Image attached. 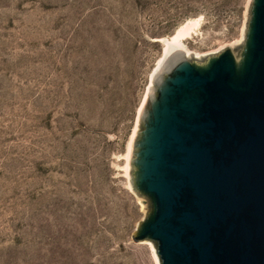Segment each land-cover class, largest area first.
Listing matches in <instances>:
<instances>
[{"label": "rangeland", "instance_id": "374dc122", "mask_svg": "<svg viewBox=\"0 0 264 264\" xmlns=\"http://www.w3.org/2000/svg\"><path fill=\"white\" fill-rule=\"evenodd\" d=\"M247 3L0 0V264L156 263L125 167L161 40L234 44Z\"/></svg>", "mask_w": 264, "mask_h": 264}, {"label": "water", "instance_id": "95a60500", "mask_svg": "<svg viewBox=\"0 0 264 264\" xmlns=\"http://www.w3.org/2000/svg\"><path fill=\"white\" fill-rule=\"evenodd\" d=\"M157 264H264V0L239 41L171 48L150 77L128 159Z\"/></svg>", "mask_w": 264, "mask_h": 264}, {"label": "bare ground", "instance_id": "6f19581e", "mask_svg": "<svg viewBox=\"0 0 264 264\" xmlns=\"http://www.w3.org/2000/svg\"><path fill=\"white\" fill-rule=\"evenodd\" d=\"M199 21L196 19L193 21L189 20L187 23L184 22L180 27H178L174 34L161 40L163 45V55L170 50L171 48L178 47L182 50L184 46V41L188 39V37L192 36L194 32L200 30ZM163 55L160 57L158 64L162 60ZM158 66V65H157ZM129 149L130 144L128 146V154L126 155V167H125V174H127L128 169V159H129ZM128 176V175H127ZM153 252V251H152ZM154 256V255H153ZM155 259V256H154ZM156 262V259H155ZM157 264V262L155 263Z\"/></svg>", "mask_w": 264, "mask_h": 264}]
</instances>
